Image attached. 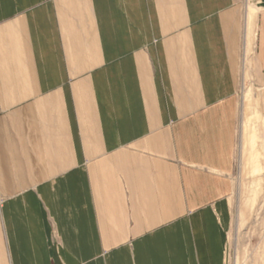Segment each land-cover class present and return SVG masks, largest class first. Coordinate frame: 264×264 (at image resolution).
Instances as JSON below:
<instances>
[{
	"label": "crops",
	"instance_id": "crops-1",
	"mask_svg": "<svg viewBox=\"0 0 264 264\" xmlns=\"http://www.w3.org/2000/svg\"><path fill=\"white\" fill-rule=\"evenodd\" d=\"M241 3L0 0V264H226Z\"/></svg>",
	"mask_w": 264,
	"mask_h": 264
},
{
	"label": "rangeland",
	"instance_id": "rangeland-1",
	"mask_svg": "<svg viewBox=\"0 0 264 264\" xmlns=\"http://www.w3.org/2000/svg\"><path fill=\"white\" fill-rule=\"evenodd\" d=\"M241 6L245 17L251 19L250 49L245 55V31L237 93L233 190L228 198L226 264H264V71L256 72L252 49L253 18L264 9V0H242Z\"/></svg>",
	"mask_w": 264,
	"mask_h": 264
},
{
	"label": "bare ground",
	"instance_id": "bare-ground-1",
	"mask_svg": "<svg viewBox=\"0 0 264 264\" xmlns=\"http://www.w3.org/2000/svg\"><path fill=\"white\" fill-rule=\"evenodd\" d=\"M249 13V12H248ZM246 18V21H245V23H246V32H245V44H244V53H245V55L246 54H248V51H249V49H250V40H249V31H250V25H251V23H250V21H251V19L249 18V15H248V17H245ZM247 57V56H246Z\"/></svg>",
	"mask_w": 264,
	"mask_h": 264
}]
</instances>
